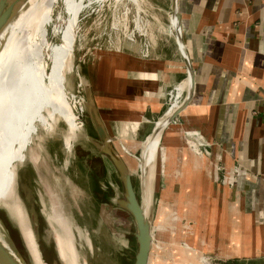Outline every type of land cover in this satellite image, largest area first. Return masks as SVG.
I'll list each match as a JSON object with an SVG mask.
<instances>
[{
    "label": "rangeland",
    "instance_id": "rangeland-1",
    "mask_svg": "<svg viewBox=\"0 0 264 264\" xmlns=\"http://www.w3.org/2000/svg\"><path fill=\"white\" fill-rule=\"evenodd\" d=\"M85 3L86 6L76 19L78 21L75 25L74 55L72 65L65 73L62 97L63 103L71 110V113L79 118L77 122L82 123L88 139L74 141L71 154L64 153L61 136L67 131V126L55 110L53 116L58 122L59 134L52 135L54 137L46 144L45 149V145L43 147L38 140V135L43 133V128L38 125L37 136L32 140V145L37 142L39 152L43 150L44 154L39 155L36 162L28 158L25 160V155L26 157L32 155L29 144L22 147L28 148L25 149L26 152L20 148L18 153H12L15 137L14 122L22 112L32 78L29 65L21 60V57L15 55L14 58L11 53L0 48V66L6 70L8 85L4 87L7 91L0 86V147L7 144L6 151L0 155V201L10 204L7 188H10L14 180L12 167L15 163L24 162L17 167L16 188L23 175V184L30 193L29 202L33 200L38 202L32 206L38 216L41 234L39 245L47 259L43 261V264H62L57 255L49 223V221L52 223L53 219L50 199L51 175L48 169L50 163L51 167H55L71 187L80 189L77 204H67L68 207L65 210L61 208L62 212L60 211L61 215L69 220L72 233L77 238L78 264H134L138 249L135 238L136 229L132 216L121 204L125 201V189L120 172L115 170L108 158L92 144V141H97L98 138L88 111L87 109L78 111L77 106L80 98H87V90L81 85L82 77L95 88L102 73L104 61L112 63V59L107 57L112 54L107 55L106 52L138 50L142 55H149L150 52L158 49L171 48V43H175V34L168 17L170 0H138L136 2L133 0H85ZM65 18V12L59 1L54 6L52 17L46 27L48 43L59 41V30L63 27ZM21 30L27 43L33 47L34 41L24 21ZM98 60L104 61L100 65L86 67L95 64ZM178 100L181 101L182 98ZM176 101L175 93H168L167 108ZM43 113L46 114L45 111ZM178 116L182 121L173 120L174 133L168 131L164 133L151 170L143 164L145 170L141 172L139 169L141 153L136 142L125 138V145L130 149L128 152L133 156L124 150L126 148L121 150L117 142H114L132 173L131 182L137 199L143 206L146 205V199L148 200L146 212L151 223L148 264H228L213 257L212 253H208V242L197 236L195 228L201 221L200 218L207 216V204L202 208L205 209V215L200 217L194 212V209L197 210L199 207L194 194H184L183 199L192 201L181 203L182 179L186 174L190 179L192 177L190 173L195 174V171L207 162V158L203 154L204 141L195 134L198 129H192L195 128V122H192L191 127L187 126L182 115ZM178 135L180 138L177 144L181 151L171 152V148L167 150L164 145L170 146L171 139H177ZM20 154L24 157L22 158ZM198 165L200 166L197 167ZM161 174L171 184L164 190H162L163 187L160 189L157 187ZM211 178L213 182L220 183L215 165L211 169ZM185 189L195 190L192 187ZM219 195L216 192L215 198L218 199ZM106 196L111 198L109 202H105ZM217 202H220V199ZM216 205L218 206L216 210L219 211V203ZM0 215V238L3 242H7L1 225L9 227L10 236L15 243L13 250L20 252L28 261L27 263L31 264L29 251L23 244L18 226L8 211ZM30 219L32 220L31 216ZM201 233L207 238L206 227L203 226ZM54 259L59 262L55 263ZM230 264H244V262ZM248 264H264V260L259 259Z\"/></svg>",
    "mask_w": 264,
    "mask_h": 264
},
{
    "label": "crops",
    "instance_id": "crops-1",
    "mask_svg": "<svg viewBox=\"0 0 264 264\" xmlns=\"http://www.w3.org/2000/svg\"><path fill=\"white\" fill-rule=\"evenodd\" d=\"M178 10L194 82L185 122H195L207 158L182 179L181 203L192 201L184 194H194L200 217L207 204L195 229L213 257L228 264L264 260V0H178ZM105 54H112V63L102 60L95 88L89 84L106 132L122 150L125 138L140 144L149 136L165 113L168 93L187 79L186 68L175 43L149 55ZM179 138L163 145L181 151ZM213 165L219 184L211 178ZM167 181L161 174L158 189L171 185Z\"/></svg>",
    "mask_w": 264,
    "mask_h": 264
},
{
    "label": "bare ground",
    "instance_id": "bare-ground-1",
    "mask_svg": "<svg viewBox=\"0 0 264 264\" xmlns=\"http://www.w3.org/2000/svg\"><path fill=\"white\" fill-rule=\"evenodd\" d=\"M59 1L61 2L66 15L65 23L59 30V41L57 43H48L46 39V27L52 17L53 8ZM133 1L136 2L138 0ZM86 3L85 0H25V2L24 0H1V6L4 8V11L8 13L13 10V14L8 22L3 26L1 25L0 48L11 53L14 58L15 55L21 57V60L29 65V73L32 78V84L27 93L24 107L22 112L15 119V126H13L15 137L12 153H16L18 149L20 150V148L29 144L32 155H29L28 157L25 155L24 157L20 154L25 160L28 158L36 162L39 155L44 154L43 150L39 152L37 142L32 145L33 137L37 136L38 125H41L43 128V133L38 135V140L43 147L45 145V149L46 144L53 139L54 136L52 135L55 134L56 136L59 134L58 122L56 121L55 116H53L54 110L67 126V131L61 136L62 147L65 150V154L72 153V143L74 141H84L88 139L84 128H82V123L77 122L79 118L71 113V110L63 103L64 100L62 97L65 73L70 69L74 55L73 46L75 40V25L77 23L76 19L78 18L81 9L86 6ZM168 17L170 19L171 27L173 29L176 28L177 19L175 17V12ZM2 19L3 21L6 20V16H3ZM2 19L0 24L3 23ZM23 21L27 25L30 36L34 41L35 48L27 43L23 30H21ZM6 77L7 74L5 68L0 66V86L2 88L8 86ZM82 78L81 85L93 94L89 82L84 77ZM189 84L190 80L187 78L178 86H175L174 91L176 93L177 101L172 103L165 110L164 115L157 120V131L152 136L142 140L140 144H137V147H140L141 153V160L138 165L141 172L145 170L143 165L149 167V170H151L154 158L162 143L164 133L167 131L174 133V130L172 129L173 121L166 123L168 119L167 117L171 116V114L180 106L178 98H184ZM4 89L7 91V88ZM87 106V99L80 98L77 110L86 109ZM43 111H45L46 114H44ZM179 114L182 115L184 120L189 119L187 108L180 111ZM92 144L102 155L108 158L115 170H117L115 163L119 160L123 165L121 169L126 173L132 174L123 157L114 146L113 141L107 145V151L103 150L98 139L97 141H92ZM6 148L7 144L0 147V155H3ZM22 149L25 151V149L27 150L28 148ZM124 150L130 154V152H128L130 149L127 146ZM29 152L30 150L28 153ZM15 153L14 155H17ZM22 163L24 162L15 163L12 167L14 168V180L12 179L13 182L11 186L9 185L10 188H7L9 189L8 201H10V204H7L6 201H0V206H4L7 209L10 217L18 226L23 244L29 251L31 264H43V261L45 262L47 259L44 256L42 247L39 245V242H41V234L39 233L38 216L32 206L33 204H38V202L37 200L29 202L30 193L26 188V185L23 184V175H21L16 189V167ZM51 166L52 165L49 163L48 169H50L49 171L51 175L50 199L53 209V219L52 223L50 221L49 223L51 225V233L54 238L57 255L62 264H78L79 253L76 251L77 238L72 233L69 220L63 217L60 211L61 208L65 210V208L68 207L67 204H77L76 200L80 189L77 187V190V188L71 187L68 184L69 182L67 183L58 170ZM11 175L10 178L12 177ZM145 203L146 205L143 206V209L145 216L148 219L146 212L148 204L147 199ZM30 216L32 217V220L30 219ZM1 229L4 230L7 239V242H3L0 238V247L2 253L5 255L1 264H10V260L13 261L14 264H28V261L22 256V254H20V252L13 250L15 243L10 236L9 227H3L1 225ZM54 262L56 263L59 261L54 259Z\"/></svg>",
    "mask_w": 264,
    "mask_h": 264
},
{
    "label": "water",
    "instance_id": "water-1",
    "mask_svg": "<svg viewBox=\"0 0 264 264\" xmlns=\"http://www.w3.org/2000/svg\"><path fill=\"white\" fill-rule=\"evenodd\" d=\"M24 2H25V0H24ZM82 10L83 9H81V11L79 12V15L81 14ZM174 12H175V17L177 19V27L174 29L172 28L174 31V34H175L174 41H175V44L177 46V50H178L182 60L184 61L187 78H189L190 84H189L188 89L186 90L184 98L180 101V106L171 114V116L167 117L168 119H167L166 123H169V122L175 120V118L177 117L179 112L182 111L183 109H185L189 105V103L191 101V96L193 93V88H194L193 68H192L191 62H190V60H189V58L185 52V46H184V43L182 40V32H181V25H180V13L178 10V0H170L169 14L171 15ZM12 14H13V10H11L8 13H6L4 11V8H2V6H1V0H0V19H2L3 16H6V20L3 21V19H2L3 23L0 24V28H1V25L3 26L6 22L9 21ZM79 15H78V18H79ZM86 99L88 101V106L86 109H87L89 117L91 119L94 131L98 137V140L100 141V143L102 145L103 150L107 151L106 147H107V145H109V143H111L112 139L108 136V134L105 130V127H104V125H103V123H102V121L98 115L97 108L95 105V101L93 98V94L90 93L88 90H87V98ZM156 122H155L154 127H153L151 133L149 134V136H152L158 129ZM149 136H147V138ZM109 153H110V151H109ZM22 164H19L18 166H20ZM115 164H116V169L120 172L121 179L123 181V186L125 189V201L123 203L121 202V204L132 216V218L134 220V224H135V229H136L135 238H136V241L138 243V249H137V252L135 254L134 264H147V258L149 255V250H150V245H151V233H150L151 223H150L149 219H147L145 216L143 204L141 203V201H139L137 199L136 192H135V190L132 186V182H131V174L126 173L125 171H123V169H121V167L123 166L121 161L117 160ZM17 167H16V185H17V178H18ZM140 182H141V186H142V176L140 178ZM142 192H143V189H142ZM142 196H143V199H145L144 195H142ZM5 211H7V209L4 206H0V213L2 214ZM4 257H5V255L2 253V250L0 247V264H1ZM10 264H14V262L10 260Z\"/></svg>",
    "mask_w": 264,
    "mask_h": 264
},
{
    "label": "built area",
    "instance_id": "built-area-1",
    "mask_svg": "<svg viewBox=\"0 0 264 264\" xmlns=\"http://www.w3.org/2000/svg\"><path fill=\"white\" fill-rule=\"evenodd\" d=\"M172 92H173V93H175L174 89H173V91H172ZM175 97H176V93H175ZM205 147H206V142H205V140H204V145H203V154H204ZM204 155H205V154H204Z\"/></svg>",
    "mask_w": 264,
    "mask_h": 264
},
{
    "label": "flooded vegetation",
    "instance_id": "flooded-vegetation-1",
    "mask_svg": "<svg viewBox=\"0 0 264 264\" xmlns=\"http://www.w3.org/2000/svg\"><path fill=\"white\" fill-rule=\"evenodd\" d=\"M20 181V180H19ZM19 184V183H18ZM17 189V188H16ZM104 200H105V202H109L110 200H111V198L110 197H108V196H106L105 198H104Z\"/></svg>",
    "mask_w": 264,
    "mask_h": 264
}]
</instances>
